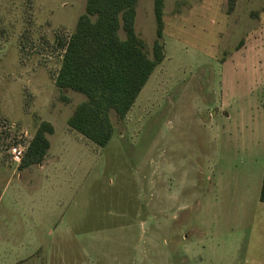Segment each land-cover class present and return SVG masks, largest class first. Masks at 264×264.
Returning a JSON list of instances; mask_svg holds the SVG:
<instances>
[{"label":"rangeland","instance_id":"374dc122","mask_svg":"<svg viewBox=\"0 0 264 264\" xmlns=\"http://www.w3.org/2000/svg\"><path fill=\"white\" fill-rule=\"evenodd\" d=\"M87 1L0 0V264H264V0H165V60L104 148L55 83ZM42 123L48 155L20 169Z\"/></svg>","mask_w":264,"mask_h":264},{"label":"trees","instance_id":"16d2710c","mask_svg":"<svg viewBox=\"0 0 264 264\" xmlns=\"http://www.w3.org/2000/svg\"><path fill=\"white\" fill-rule=\"evenodd\" d=\"M138 2L88 0L75 32L66 42L61 41L65 51L56 86L88 99L76 108L68 126L101 148L110 143L115 133L111 112L124 120L165 60V0H155L157 30L151 57L145 41L136 32ZM234 7L235 0H230V11ZM47 134H54V127L42 123L30 141L20 169L44 162L51 148ZM260 201L264 203V177Z\"/></svg>","mask_w":264,"mask_h":264},{"label":"built area","instance_id":"2783aa9c","mask_svg":"<svg viewBox=\"0 0 264 264\" xmlns=\"http://www.w3.org/2000/svg\"><path fill=\"white\" fill-rule=\"evenodd\" d=\"M27 150V146H22L21 144H17V146H13L10 149V155L14 163H21L24 157V154Z\"/></svg>","mask_w":264,"mask_h":264}]
</instances>
